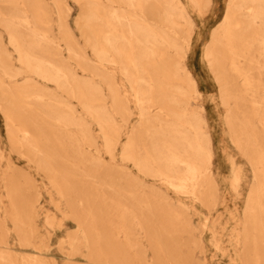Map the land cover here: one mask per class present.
I'll return each instance as SVG.
<instances>
[{
    "label": "rangeland",
    "instance_id": "1",
    "mask_svg": "<svg viewBox=\"0 0 264 264\" xmlns=\"http://www.w3.org/2000/svg\"><path fill=\"white\" fill-rule=\"evenodd\" d=\"M22 1H18V6L25 8ZM101 2H104L102 5H108L107 0ZM65 4L69 11L65 10ZM226 5L227 0H213L209 9V0L203 2L202 12L194 7L188 9L194 20L195 33L186 64L196 77L199 89L205 94L202 100L191 98L188 104L186 97L184 104L189 110H201V103L206 108L215 150L212 171L218 181L216 202L208 206L191 197L170 190L167 192L160 178L140 174L132 161L122 160L125 143L135 131L140 116L120 64H98L96 52L91 46L92 40L89 42L86 39L77 23V17L82 11L81 4L74 0H35V11H45L46 20L42 26L48 29L54 41L51 46L46 43L37 51H57L54 58L62 59L81 79L91 80L97 86L100 99L96 101V106L105 107L107 115H110L106 138L114 144V153L112 156L108 153L105 136L95 120L86 117L75 97L69 99L70 105L79 110L76 115L81 121L86 117L92 123V145L83 146V136L75 127L64 130L54 127L45 129L50 143L48 147H42L44 153L38 157L24 146L13 147L7 129L6 110L9 104L0 89V154H4L3 158L0 157V172L7 171L11 175L6 180H0V264H23L21 256L27 259L26 264H220L219 254L229 259L234 254L231 236L235 224L241 240L236 245L240 253V264H264V230L255 227L244 232L247 228H244L246 197L255 180L252 164L243 156L238 145L223 133L226 106L223 107L219 101L214 74L203 59L204 48L216 24L225 14ZM0 10L10 12L11 7L3 2L0 3ZM65 22L74 36L79 56L74 57L67 48L68 41L62 33ZM177 26L180 29L172 35L178 34L179 40H182L188 35L184 32L187 30L186 20L178 18ZM95 28L101 31L104 26L98 24ZM19 29L27 34L23 27ZM95 33L91 37L97 42L101 35L97 30ZM0 36L4 48L9 51L8 59L0 64V78L4 87L11 88L33 76L17 72L13 77L5 74L6 64L18 66L19 63L17 53L1 26ZM256 55L261 58L258 53ZM105 79L111 81L110 85ZM39 82L53 92L58 91L52 83ZM235 83L238 93L250 98L240 88L241 80ZM30 100L31 107H34V98ZM124 106L125 109L130 108L128 113H132L127 114ZM245 107L243 104V109ZM158 110V105H154L147 117H155ZM27 117L38 116L30 110ZM74 134L78 139L76 144L69 139ZM56 139H61L64 144L59 145ZM87 155L92 156V159H100L96 164L83 161L85 167H93L95 172L91 171L96 173L97 178L84 174L82 160ZM231 155L234 157V165L243 170L237 190L230 184L231 168L228 160ZM52 175L58 178L57 182L61 181V176H65L64 197L52 187ZM161 191L167 192L169 199ZM161 195L167 198L162 201ZM145 197L152 198L150 203L155 216L147 210ZM166 200L174 204L181 215L186 211L180 202L193 207L191 216L182 217V221L171 228L169 233L163 231L160 224V219L168 217L159 216L160 213L168 212L164 205ZM257 220L264 222V214L258 215ZM159 234L162 242H156ZM212 235L220 238V250L214 248ZM244 236H248L249 242H243Z\"/></svg>",
    "mask_w": 264,
    "mask_h": 264
},
{
    "label": "bare ground",
    "instance_id": "2",
    "mask_svg": "<svg viewBox=\"0 0 264 264\" xmlns=\"http://www.w3.org/2000/svg\"><path fill=\"white\" fill-rule=\"evenodd\" d=\"M18 1L0 0V3L5 2L11 7L10 12L0 10V26L4 28L10 45L17 53L19 63L18 66L13 63L6 64L4 71L8 77H13L16 72L28 73L33 77L11 88L4 87L0 78L1 94L9 104L6 117L12 146L29 148L35 157H38L44 153L42 147H48L50 143L45 129L54 127L62 130L75 127L83 136V146L92 145V123L87 121V116L95 120L106 138L110 115H107L105 107L96 106V101L100 99L97 86L91 80L81 79L62 59L54 58L53 55H56L57 51H37V48L42 49L46 43L51 46L54 42L48 29L42 26L46 20L45 11H35V0H23L25 8L19 7ZM74 1L82 6L77 23L86 39L89 42L92 40L91 46L96 52L98 64H120L137 105L139 122L125 143L122 160L132 161L140 174L160 178L167 192L170 190L208 206L214 205L218 181L212 171L215 150L209 124L202 107L197 111L189 110L183 105L187 98L186 104L191 98L196 101L203 98L196 77L184 64L194 32V23L188 10H184L182 6L180 8L178 0H107L111 3L110 6L102 5V0ZM152 1L160 7L162 3L165 6L161 16H165L170 24L171 30H167L169 32L142 25L137 13L122 7L125 4L137 10ZM204 1L209 2L189 0V3L202 12ZM64 7L69 11L67 4ZM178 18H184L187 24V30L184 32L188 35L182 40H179L178 34L172 36L180 29L177 26ZM66 22L62 33L68 41V50L76 57L79 55L74 36ZM98 24H103L104 29H96ZM20 27H23L27 34L20 32ZM96 30L101 35L100 42L91 37L92 34L96 35ZM1 38L0 36V64L9 57V51L4 48ZM168 49L173 51L172 58H162L163 52ZM256 53L261 58H258ZM203 59L214 74L219 101L223 107H227L225 126L230 130V136L243 156L251 162L254 172L255 180L246 197L244 228H247L244 232L247 233L255 227L264 230V222L257 220L258 215L264 214V0H227L226 12L211 33L204 48ZM238 79L241 80L240 88L242 87L250 98L237 92L235 81ZM39 80L54 84L58 91H51ZM105 81L110 85V80ZM31 97L35 100L34 107H31ZM74 97L79 100L81 109L86 114L82 121L76 115L79 110L70 105L69 99ZM231 102L233 106L230 105ZM241 104H245L243 112L248 115L236 119L235 115L241 110ZM154 105H158L159 110L155 117L149 118L147 115ZM123 108L127 114L132 113H128L130 108ZM30 110L38 117H27ZM256 117L257 125L254 123ZM69 139L75 144L78 141L75 134ZM56 142L59 145L64 144L61 139H56ZM105 145L112 156L114 144L106 138ZM0 157L3 158L4 154L1 153ZM83 161L96 164L100 159H92V156L87 155L83 156L82 163ZM228 161L231 168L230 184L237 190L243 170L234 165L233 156H230ZM85 166L83 163L84 174L97 178L93 167ZM0 173V180L11 176L7 171ZM61 177L60 182H57L58 178L53 175L50 180L52 187L64 197L66 178ZM167 192L161 191V194L168 196ZM162 198L163 201L167 197ZM151 199L145 197V205L155 216ZM164 205L168 212L160 213L159 216L168 218L160 219V224L162 230L168 233L182 221V217H190L193 209L192 206L180 202L186 211L181 215L168 200ZM147 221H150L149 217ZM232 231L231 242L235 248L241 241L236 224ZM212 237L214 248L220 250V238L213 235ZM247 237H242L244 243L249 242ZM157 241L162 242L161 234L156 238ZM240 259V253L235 248L234 254L230 256V264H240ZM20 261L27 263L24 256H21Z\"/></svg>",
    "mask_w": 264,
    "mask_h": 264
},
{
    "label": "crops",
    "instance_id": "3",
    "mask_svg": "<svg viewBox=\"0 0 264 264\" xmlns=\"http://www.w3.org/2000/svg\"><path fill=\"white\" fill-rule=\"evenodd\" d=\"M179 2V7L181 8V6L182 7H184V9H186V10H188V9H191V7H194L193 5H192V3H189V0H178ZM108 3V5L107 6H110L111 5V3L110 2H107ZM177 4V3H176ZM213 5V0H210V6H209V9L211 8V6ZM161 6L162 7H160V5L158 6V4L155 2V1H152V2H149V3H147L144 7H142L141 9H137L136 10V8H131V7H128V6H126L125 4H123L122 5V7L125 9V10H129V11H134L135 13H137L139 16H140V18H139V22L143 25H148V26H150V27H152V28H156V29H161V30H166V32H169V31H167L168 29H170L171 30V28H170V24L167 22V20L165 19V16H161L164 12H163V10H165L164 8H165V6L163 5V3L161 4ZM186 7V8H185ZM195 8V7H194ZM134 9V10H133ZM174 9H176L177 10V8H174ZM189 11V10H188ZM189 13V12H188ZM191 16V15H190ZM223 17V16H222ZM192 18V17H191ZM222 19V18H221ZM192 21H193V23H194V20H193V18H192ZM221 21V20H220ZM219 21V22H220ZM218 22V23H219ZM217 23V24H218ZM216 24V25H217ZM162 25H164V26H162ZM195 33V32H194ZM169 36H171V35H169ZM173 36V35H172ZM194 36V35H193ZM193 39V38H192ZM209 39H210V37H209ZM208 39V40H209ZM208 43V42H207ZM191 46V45H190ZM204 48V47H203ZM188 50H190V49H188ZM164 54L161 56L162 58H165V59H167V58H172L171 56L173 55V51L172 50H165L164 52H163ZM161 57H159V58H161ZM187 59V58H186ZM160 60V59H159ZM158 60V61H159ZM184 64L185 65H187L186 64V60L184 61ZM188 67V66H187ZM189 68V67H188ZM223 68V67H222ZM210 69V68H209ZM210 71L212 72V70L210 69ZM237 92H238V90H237ZM203 94H205V92L203 91L202 92ZM185 107H186V105L185 104H183ZM230 105L231 106H233V102H231L230 103ZM201 106H202V108H203V114H204V116H205V118H206V108L203 106V104H201ZM241 106V110H238V113L235 115V118L237 119V118H243V114H244V112H243V105L241 104L240 105ZM227 108V107H226ZM225 108V113H224V119H223V124H224V126H225V116H226V111H227V109ZM247 114V113H246ZM207 119V118H206ZM208 121V120H207ZM254 123H256L255 121H254ZM256 125H257V123H256ZM223 133L224 134H227L228 136H229V138H230V140H231V142H233L234 143V141H233V138L230 136V130L229 129H227L226 128V126H225V128L223 127ZM257 139H258V137H257ZM221 143H222V145H221V147H222V152H223V154H224V146H223V140L221 141ZM232 156V155H231ZM235 248L236 249H238L237 248V246L235 245ZM234 248V249H235ZM227 258V257H226ZM226 258H222L221 256H220V254H219V260H220V264H226V262L225 261H227V264H228V261H230V259L229 258H227V260H226ZM213 264H215V263H213Z\"/></svg>",
    "mask_w": 264,
    "mask_h": 264
}]
</instances>
